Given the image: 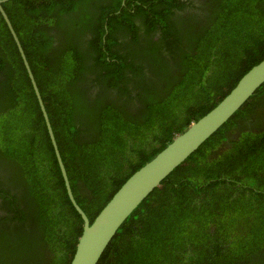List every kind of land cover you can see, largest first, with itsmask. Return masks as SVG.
I'll use <instances>...</instances> for the list:
<instances>
[{
    "label": "trees",
    "instance_id": "obj_1",
    "mask_svg": "<svg viewBox=\"0 0 264 264\" xmlns=\"http://www.w3.org/2000/svg\"><path fill=\"white\" fill-rule=\"evenodd\" d=\"M9 0L90 223L264 58V0ZM0 264H69V202L0 16ZM189 235V236H187ZM97 264H264V83L134 210Z\"/></svg>",
    "mask_w": 264,
    "mask_h": 264
},
{
    "label": "water",
    "instance_id": "obj_2",
    "mask_svg": "<svg viewBox=\"0 0 264 264\" xmlns=\"http://www.w3.org/2000/svg\"><path fill=\"white\" fill-rule=\"evenodd\" d=\"M7 1L9 0H0V16L16 45L26 70L53 147L69 202L83 222L82 233L69 264H97L117 230L134 210L153 190L161 185V182L169 174L183 164L191 154L225 124L264 83V58L250 68L213 109L197 121L192 122L183 133L176 135L153 159L135 171L90 223L72 194L44 102L18 36L3 8V4Z\"/></svg>",
    "mask_w": 264,
    "mask_h": 264
},
{
    "label": "rangeland",
    "instance_id": "obj_3",
    "mask_svg": "<svg viewBox=\"0 0 264 264\" xmlns=\"http://www.w3.org/2000/svg\"><path fill=\"white\" fill-rule=\"evenodd\" d=\"M11 123H13V121H12L10 118H8V119H6V120L4 121V124H3V123H0V126L6 128V127L10 126ZM187 236H189V235H187Z\"/></svg>",
    "mask_w": 264,
    "mask_h": 264
},
{
    "label": "flooded vegetation",
    "instance_id": "obj_4",
    "mask_svg": "<svg viewBox=\"0 0 264 264\" xmlns=\"http://www.w3.org/2000/svg\"><path fill=\"white\" fill-rule=\"evenodd\" d=\"M193 4H195V6H198V3H196L195 0H194V3ZM0 214L5 215V213L4 212H1V211H0Z\"/></svg>",
    "mask_w": 264,
    "mask_h": 264
}]
</instances>
